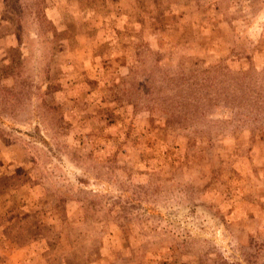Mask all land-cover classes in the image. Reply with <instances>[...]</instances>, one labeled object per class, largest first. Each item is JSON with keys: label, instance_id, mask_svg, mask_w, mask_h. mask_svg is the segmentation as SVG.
Listing matches in <instances>:
<instances>
[{"label": "rangeland", "instance_id": "obj_1", "mask_svg": "<svg viewBox=\"0 0 264 264\" xmlns=\"http://www.w3.org/2000/svg\"><path fill=\"white\" fill-rule=\"evenodd\" d=\"M0 264H264V0H0Z\"/></svg>", "mask_w": 264, "mask_h": 264}, {"label": "trees", "instance_id": "obj_2", "mask_svg": "<svg viewBox=\"0 0 264 264\" xmlns=\"http://www.w3.org/2000/svg\"><path fill=\"white\" fill-rule=\"evenodd\" d=\"M2 70H4V69H2Z\"/></svg>", "mask_w": 264, "mask_h": 264}]
</instances>
